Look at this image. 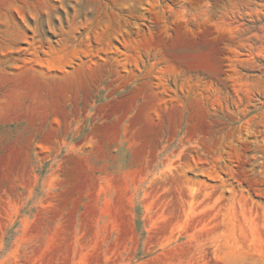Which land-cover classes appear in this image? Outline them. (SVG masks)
Listing matches in <instances>:
<instances>
[{
    "label": "rangeland",
    "instance_id": "obj_1",
    "mask_svg": "<svg viewBox=\"0 0 264 264\" xmlns=\"http://www.w3.org/2000/svg\"><path fill=\"white\" fill-rule=\"evenodd\" d=\"M0 264H264V0H0Z\"/></svg>",
    "mask_w": 264,
    "mask_h": 264
}]
</instances>
